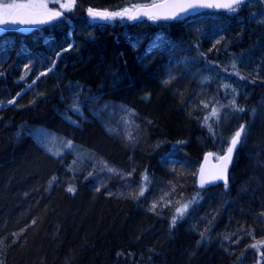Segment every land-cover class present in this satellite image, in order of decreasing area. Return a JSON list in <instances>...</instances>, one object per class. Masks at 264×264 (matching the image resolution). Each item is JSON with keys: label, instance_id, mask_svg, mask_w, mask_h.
<instances>
[{"label": "trees", "instance_id": "trees-1", "mask_svg": "<svg viewBox=\"0 0 264 264\" xmlns=\"http://www.w3.org/2000/svg\"><path fill=\"white\" fill-rule=\"evenodd\" d=\"M155 1L76 0L49 25L0 34L2 264H264V244L251 247L264 242V0L174 21L87 13ZM241 124L227 188H199L204 153Z\"/></svg>", "mask_w": 264, "mask_h": 264}, {"label": "snow or ice", "instance_id": "snow-or-ice-1", "mask_svg": "<svg viewBox=\"0 0 264 264\" xmlns=\"http://www.w3.org/2000/svg\"><path fill=\"white\" fill-rule=\"evenodd\" d=\"M245 0H170L169 3L164 5H133L131 7H125L121 11H108V10H96L93 8H88L87 13L90 18L93 20L99 19L103 21H110L115 20L117 18L120 19H128V20H138L141 17H147L150 20H176L180 18L182 15H188L190 12L195 13L198 10L202 9H223L231 13H235L239 11V6L243 4ZM56 3L59 4V8L61 11L54 10L52 8H49L47 0H13L11 3H0V26L8 25V24H20V25H36V24H47L51 21L60 18L63 15V10L72 11L76 5V0H66L64 3H60V0H56ZM160 8H167L170 11L166 12L164 14H160L158 12L152 11V9H160ZM219 43V41H217ZM232 67L235 69L236 64L233 63ZM51 71V69H49ZM227 71V70H226ZM3 73H0L2 75ZM40 75H45V73H40ZM237 76H239V72L236 73ZM241 79H244L243 76H240ZM23 79V77H21ZM39 79V76L35 78V80L32 81V84H35L36 80ZM168 81H165L167 83ZM32 84H29L28 87L31 88ZM225 88H230V85H224ZM231 91L235 93V89L232 88ZM19 95V93L17 94ZM9 104L15 103V100H9L7 101ZM229 107L243 112L245 109L243 107H238L236 104L235 99L231 100ZM204 108L208 107V104H203ZM71 111L74 114H77L80 112V107L77 104H75ZM129 116H134V110H127ZM212 117H215L217 121L220 119L219 110L216 108H213L211 110L210 116H206L204 118V123L207 125L208 130L210 133L215 135V130L212 124H209L208 121ZM70 119V118H69ZM130 123L131 121H126ZM245 132V125L241 124L239 128L234 132V134L230 137L228 143L229 146L226 149V152L224 155L219 156L218 159L222 162L219 170L212 174L211 176H206L204 173V170L201 169L200 174V186L203 187L207 183H211L216 180H222L224 182V187L227 188L228 186V177H227V169L228 165L231 163L232 160V154L236 148V146L241 142L242 134ZM128 138L131 140L133 139L131 133H129ZM57 138L52 137V143L55 142ZM46 150L50 152V154L54 156H61L63 153L60 149H57L53 151L52 148L47 147V144H45ZM62 149L65 150H71L73 148V142L71 140H66L61 142ZM211 155V153L209 154ZM73 164L76 163V160L72 161ZM107 171L112 172L116 175H119L121 178H127L132 175V172L135 171L134 169L127 172L122 173L119 170L110 167L107 162L102 161L101 162ZM91 175V173H89ZM57 177L53 176L49 183L55 182ZM150 183L149 177L147 175V172H145L142 175V182L140 185V190L137 195L133 196L134 199H139L140 197H143L145 195V192L147 191L148 184ZM68 192H75V188L72 186H69L67 188ZM99 191V189H97ZM172 191H175L173 188ZM195 200H189L186 203L181 204L179 207L176 208L175 214L172 217L171 225L175 227L177 219L183 218L185 213L188 211L189 206L194 203ZM171 204V201L168 202ZM157 207V204L154 202L151 207V211H155ZM261 215L264 216V212H261ZM35 223V221H33ZM207 231V230H205ZM201 236L203 237V233H201ZM225 239H229V237H225ZM237 243L239 241H236ZM261 244H264V242L258 241L256 244H252V248L258 249ZM261 257H264V252L260 253ZM2 264V262H0Z\"/></svg>", "mask_w": 264, "mask_h": 264}, {"label": "water", "instance_id": "water-1", "mask_svg": "<svg viewBox=\"0 0 264 264\" xmlns=\"http://www.w3.org/2000/svg\"><path fill=\"white\" fill-rule=\"evenodd\" d=\"M248 1L249 0H245L244 3L248 2ZM169 2H170V0H158V1H155V2H152V3H149V4H142V5H147V6L164 5V4H167ZM208 10H215V9H202V10H198L195 13L190 12L188 15H182L180 18H178L176 20L190 18L192 16H195V15L201 13V12L208 11ZM58 11H61V10H58ZM152 11L158 12L160 14H164L166 12H169L170 10L167 9V8H160V9H152ZM217 11H226V10L219 9ZM58 19H55V20H53V21H51L50 23H47V24H36V25L8 24V25L0 26V34L8 31L11 27H14L16 30H18V31H20L22 33H28V32H30V31H32L34 29L43 27L45 25H49V24L57 21ZM140 19H148V18L147 17H141ZM140 19H138V20H140ZM161 20L162 21H174V20H163V19H161ZM241 139H242V137H241ZM240 143L236 146V148H235V150H234V152L232 154L231 163L228 165V169H227L228 182H229V175H230V172H231V169H232V166H233L235 154H236V152H237V150H238V148L240 146ZM225 152L222 153L220 156L224 155ZM210 153H211V155H209ZM221 163L222 162L218 159V157L215 156L213 151H206L204 153V155L202 157V160H201V163H200V166H199V169H198V172H197V177H196L197 185H198L199 188L206 189V188H208L210 186H214V185H217V184H223L224 185V182L222 180H216V181H213L211 183L205 184L203 187L200 186L201 169L204 170V173H205L206 176H211L212 174L216 173L219 170V167H220Z\"/></svg>", "mask_w": 264, "mask_h": 264}, {"label": "rangeland", "instance_id": "rangeland-1", "mask_svg": "<svg viewBox=\"0 0 264 264\" xmlns=\"http://www.w3.org/2000/svg\"><path fill=\"white\" fill-rule=\"evenodd\" d=\"M11 2H13V1H11ZM11 2H2V1H0V3H11ZM47 2H48V5H49V8H52V9H53L54 6L51 7V4H52V3H56V0H47ZM54 10H55V9H54ZM100 11H103V10H100ZM90 19H92V18H90ZM92 20H93V19H92ZM219 154H220V153H219ZM215 155H216V157L219 156L218 153L215 154Z\"/></svg>", "mask_w": 264, "mask_h": 264}, {"label": "bare ground", "instance_id": "bare-ground-1", "mask_svg": "<svg viewBox=\"0 0 264 264\" xmlns=\"http://www.w3.org/2000/svg\"><path fill=\"white\" fill-rule=\"evenodd\" d=\"M149 4V3H148Z\"/></svg>", "mask_w": 264, "mask_h": 264}]
</instances>
